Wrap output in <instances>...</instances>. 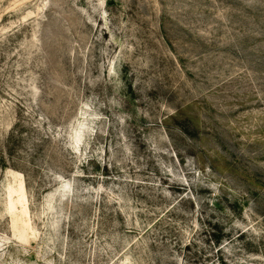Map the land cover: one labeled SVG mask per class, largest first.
Here are the masks:
<instances>
[{
    "label": "rangeland",
    "instance_id": "obj_1",
    "mask_svg": "<svg viewBox=\"0 0 264 264\" xmlns=\"http://www.w3.org/2000/svg\"><path fill=\"white\" fill-rule=\"evenodd\" d=\"M0 264H264V0H0Z\"/></svg>",
    "mask_w": 264,
    "mask_h": 264
},
{
    "label": "bare ground",
    "instance_id": "obj_2",
    "mask_svg": "<svg viewBox=\"0 0 264 264\" xmlns=\"http://www.w3.org/2000/svg\"><path fill=\"white\" fill-rule=\"evenodd\" d=\"M24 188H25V186H24ZM20 204H21L22 206H24V207H26L27 204H28L27 201H26L25 190H24V191L22 192V194H21ZM25 210L28 211L27 208H25Z\"/></svg>",
    "mask_w": 264,
    "mask_h": 264
}]
</instances>
